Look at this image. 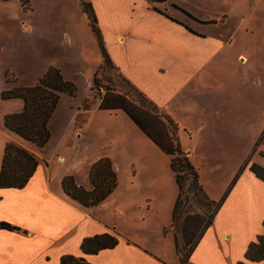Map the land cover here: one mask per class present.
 Segmentation results:
<instances>
[{"label": "crops", "instance_id": "obj_1", "mask_svg": "<svg viewBox=\"0 0 264 264\" xmlns=\"http://www.w3.org/2000/svg\"><path fill=\"white\" fill-rule=\"evenodd\" d=\"M14 1L0 0V7ZM90 1L112 65L176 122L181 147L209 197L219 201L230 186L185 264L245 261L248 245L264 234V179L249 168L253 163L264 168V151L251 149L259 160L249 158L248 164L244 152L222 177L226 159L217 155L223 151L217 144L227 145L226 139L218 141L216 136L227 134L226 115L219 111L222 96H212L211 86L224 79L218 61L225 43L221 34L205 30L218 22L192 19L165 0ZM56 2V7L62 6ZM77 6L79 22L23 15L10 23L6 40L0 31V92L12 86L5 72L16 73L19 86L34 85L50 67L66 80L64 72L71 69L85 78L88 74L82 97L78 92L60 94L43 147L21 139L3 124L6 114L23 110V101L0 99V165L6 143L26 149L38 161L25 186L0 188V222L17 228L0 229V264H66L61 258L68 255L89 264H179L171 227L177 187L163 159L169 157L170 169V156L124 112L98 108L92 83L103 57L79 0ZM68 143L82 150L76 163L68 164L71 168L64 166L68 159L62 151ZM103 157L111 161L116 187L102 202L84 207L63 192L62 180L70 176L77 186L91 190L89 169ZM202 170L208 173L206 180ZM214 184L220 186L216 189ZM103 233L114 235L117 244L91 254L81 251L83 239ZM246 263L264 264V258Z\"/></svg>", "mask_w": 264, "mask_h": 264}, {"label": "trees", "instance_id": "obj_2", "mask_svg": "<svg viewBox=\"0 0 264 264\" xmlns=\"http://www.w3.org/2000/svg\"><path fill=\"white\" fill-rule=\"evenodd\" d=\"M19 1L23 9L29 7V0ZM79 6L96 36L103 57V64L116 69L105 49L91 1L79 0ZM172 6L197 20L179 6L174 4ZM4 76L7 83L12 86L9 89L2 90L0 97L2 99L19 98L23 101L21 112L4 116V126L21 139L31 142L37 147H43L50 136L48 121L60 98V94L66 93L69 96H74L77 91L76 86L64 79L60 71L54 67L48 68L32 86L16 85L17 80L12 73L5 72ZM123 80L129 85L131 93L116 92L114 89L105 87L103 93H94V96L100 100L98 108L108 112L121 110L151 142L170 156V170L173 173L177 187V195L171 211V227L174 233V245L179 264H185L202 232L212 222L213 216L230 186L219 201L211 199L200 183L197 168L190 162L188 155L181 147L178 137L179 128L176 122L124 77ZM99 89H102V87L97 83L95 73L92 91ZM37 164L38 161L32 153L13 143H6L0 165V188H22L35 171ZM249 168L257 178L264 179V168L262 166L253 163ZM238 174L239 171L236 173L231 185ZM88 178L92 186L91 190H85L81 186H77L70 176L64 177L62 180L63 192L70 199L84 207H91L102 202L113 192L117 184L116 174L112 169L110 159L107 157L100 158L91 165ZM187 178L189 180L188 191L192 195L190 193L184 194ZM191 197L194 198L196 205L201 209V214L190 212ZM183 199L184 204L182 203ZM262 225L264 227V220ZM0 229L11 231L17 228L8 223L0 222ZM116 244L117 238L114 235L103 233L83 239L80 248L83 253L91 254L104 248H111ZM263 258L264 234L257 236L256 240L248 245L244 254L245 261L241 260L237 264H248L246 261L258 262ZM61 262L66 264H89L84 258L71 255L62 257Z\"/></svg>", "mask_w": 264, "mask_h": 264}, {"label": "rangeland", "instance_id": "obj_3", "mask_svg": "<svg viewBox=\"0 0 264 264\" xmlns=\"http://www.w3.org/2000/svg\"><path fill=\"white\" fill-rule=\"evenodd\" d=\"M56 1H61L62 6L56 7L58 5ZM165 1L176 4L197 18L218 22L216 25L206 26L205 30L221 34V39L225 43L223 51L220 53V61H218L222 66L223 74L221 76L224 79L222 83H212L211 86L212 96H219V94L222 96L224 103L219 106V111L226 115L224 129L227 130V134L224 132L221 136H216L218 141L226 139L227 148L223 143L217 144L223 150L222 152L218 151L217 155L220 154L224 161L226 159L222 167L221 175L223 177L229 173L244 152L246 156L244 164L246 162L248 164L249 158L259 160L257 151L251 154L253 150L261 149L264 151V0ZM80 13L77 0H29L27 9H23L19 0H15L12 4L4 6V9L0 7V18L2 19L0 25L3 26L0 31L5 35L2 40H6L11 32L10 23L23 15L73 18L79 22ZM6 16L12 19L7 20ZM12 74L17 77L16 73ZM64 74L76 86V92L82 97L88 89V74L85 78L83 73L74 69L65 71ZM96 81L102 89L94 90L93 94L95 92L103 93L105 87L114 89L116 92L131 93L129 85L123 80V76L118 70L108 65L103 64L98 69ZM0 99L2 98L0 97ZM218 130L216 131L218 132ZM72 134L73 132L70 133L71 136ZM208 149H211L210 143ZM251 149L253 150L250 151ZM62 151L67 155L72 152V156L69 158L65 154L68 160L64 166L70 168L72 167L70 165L76 163L82 152L79 146L72 148L69 143L63 145ZM212 155H215V152H212ZM163 159L170 174L169 157L165 155ZM202 172L203 178L205 177L206 180L208 173L205 170ZM170 175L174 185L172 173ZM188 185L189 180L187 178L184 187L185 195L190 193ZM213 186L217 189L220 185L214 184ZM190 195L192 194L190 193ZM182 201L184 204V199ZM190 205V212L201 214V209L196 205L193 197H191Z\"/></svg>", "mask_w": 264, "mask_h": 264}, {"label": "flooded vegetation", "instance_id": "obj_4", "mask_svg": "<svg viewBox=\"0 0 264 264\" xmlns=\"http://www.w3.org/2000/svg\"><path fill=\"white\" fill-rule=\"evenodd\" d=\"M187 16V15H186ZM189 17V16H188ZM191 18V17H190ZM193 19V18H192Z\"/></svg>", "mask_w": 264, "mask_h": 264}]
</instances>
